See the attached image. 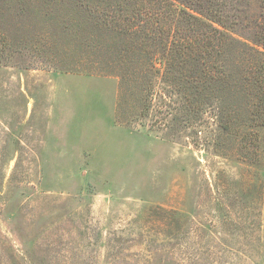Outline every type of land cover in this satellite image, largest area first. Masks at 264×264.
<instances>
[{
    "label": "rangeland",
    "instance_id": "rangeland-1",
    "mask_svg": "<svg viewBox=\"0 0 264 264\" xmlns=\"http://www.w3.org/2000/svg\"><path fill=\"white\" fill-rule=\"evenodd\" d=\"M222 4L241 46L161 0H0V264H264V0Z\"/></svg>",
    "mask_w": 264,
    "mask_h": 264
},
{
    "label": "trees",
    "instance_id": "trees-1",
    "mask_svg": "<svg viewBox=\"0 0 264 264\" xmlns=\"http://www.w3.org/2000/svg\"><path fill=\"white\" fill-rule=\"evenodd\" d=\"M222 1L226 2L227 0H161L164 5L171 8L172 16L174 17H177L179 14L188 13V15L196 21L207 22L209 25L211 24L210 32L214 35L217 34L216 41H214L218 46L222 44L229 47L234 43H237V45L240 44L239 46H241L244 44L243 36L237 34L238 31L234 30V25L237 23L234 19L237 14H221L223 7ZM262 8L264 9V5ZM162 14V10L149 11V9L146 8L142 11V17L143 19H146L147 22L151 19L157 20L160 18L158 15ZM213 23L218 24V26H213ZM260 24L263 26L255 31L254 36L262 37L264 39V22H261ZM262 48L263 49L259 51L264 56V44L262 45ZM262 64L264 67V61Z\"/></svg>",
    "mask_w": 264,
    "mask_h": 264
}]
</instances>
